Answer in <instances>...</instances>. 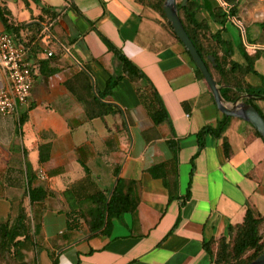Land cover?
Here are the masks:
<instances>
[{
    "label": "crops",
    "instance_id": "obj_1",
    "mask_svg": "<svg viewBox=\"0 0 264 264\" xmlns=\"http://www.w3.org/2000/svg\"><path fill=\"white\" fill-rule=\"evenodd\" d=\"M1 2L14 24L44 25L36 36L31 28L20 30L21 43L35 38L27 52L34 80L28 102L17 116L0 115V222L14 217L23 193L17 164L9 163L14 154L24 173L28 169L31 186L50 192L33 207L40 222L37 264H216V241L229 225L241 223L248 207L264 217V143L251 124L230 117L222 138L206 137L192 169L196 133L215 127L224 114L183 44L145 1ZM197 18L211 34L222 28L205 9ZM253 26L239 4L238 19L226 22L221 37L231 43L236 63L257 55L255 73L245 81L258 88L264 87V42L255 41L254 31L255 43H247L245 27ZM100 35L144 72L169 122L153 124L141 98L145 91L154 99L145 79L123 78L101 100L119 113L94 103L92 93L103 91L120 71ZM248 45L256 51L248 52ZM45 50L53 57L43 58ZM254 104L264 117V99ZM88 108L103 115L89 118ZM169 140L178 142L175 159ZM116 167L121 178L137 183L136 210L114 218L108 235L92 233L89 220L98 212L93 195L109 198ZM70 218L78 219L73 228ZM211 241L207 250L204 244Z\"/></svg>",
    "mask_w": 264,
    "mask_h": 264
},
{
    "label": "trees",
    "instance_id": "obj_2",
    "mask_svg": "<svg viewBox=\"0 0 264 264\" xmlns=\"http://www.w3.org/2000/svg\"><path fill=\"white\" fill-rule=\"evenodd\" d=\"M143 1L158 12L167 23L163 11V0ZM222 2L224 5L217 0H203L201 3L195 0H188L185 6H180V2H178V15L185 31L205 62L210 74L220 86V94L224 101L233 102L240 95L253 96V99L247 97L242 100L252 104L262 115L261 111L254 104V100L259 98L264 99V87H253L245 81V76L248 73H255L253 63L257 55L253 58L245 55V64H238L231 58L233 53L231 43L221 37V32L226 22L232 18L238 19L239 0H222ZM200 9H205L211 19L221 25V30L214 34L209 33L207 22L205 20H198L197 18ZM50 20L48 23L51 22ZM0 21L6 33L12 35L14 40L22 42L20 30L26 27L31 28L36 36L41 30L40 24L43 20L35 23L33 22L29 25L25 22L14 24L10 19V11L5 5H2L0 0ZM167 25L173 32L170 25L168 23ZM261 27L264 28V24H261ZM100 36L108 50L112 52L120 62V71L118 75L110 76L103 91L96 90V95L92 93L94 103L99 107L108 108L112 114L119 113L116 107L106 105L102 103L101 100L111 93L115 89L117 83L123 78L131 81L145 79L148 82V91L154 99L148 100L144 94H141V98L153 124L159 125L165 121L169 122V117L163 103L144 72L134 65L108 39L102 35ZM245 37L247 43H255L254 41L248 40L246 34ZM34 39L35 38L27 40V42L24 43L25 46L27 48L31 46ZM184 50L188 53L185 47ZM208 56L214 57V61L211 62ZM196 76L203 80V76L197 67ZM97 115L102 116L103 113L96 114L91 112L88 108L87 116L89 118ZM229 119L230 117L224 116L215 127L205 126L196 133L197 151L191 160L192 169L194 166L193 160L203 149L206 137L222 138V132L224 128L228 126ZM167 144L175 159L179 148L178 142L169 140ZM222 146L225 156H228L229 145L226 140H223ZM15 156L14 154L9 163L17 164L15 171L17 177H19L22 182L23 193L14 217L0 222V254L5 253V256H7L9 253L13 256V259L17 261H22L25 254H30L32 264H37L35 248L37 245L36 235L39 231L40 222L33 212V207L35 205H43L44 200L50 195V192L31 186L32 178L28 173V169H26V173H24L21 158ZM154 169L155 167L151 168L150 173H153ZM86 172H88L87 169ZM192 172L193 170H191L190 177L192 176ZM118 173L119 169L116 167L114 172L116 184L109 198L102 192H97L93 195L98 212L89 220L90 232L92 233L108 235L114 218H119L125 213H134L136 210L138 198L135 187L137 183L121 178ZM188 198L189 191H187L181 204H184ZM25 199L28 200V205L24 204ZM77 223L78 219L70 218L68 221V228L75 227ZM176 225L177 224L174 225L173 229ZM262 225H264V217L258 216L253 209L248 207L242 222L236 225H229L227 228V235L222 236L216 241L215 263L247 264L259 256L264 251V241L260 230ZM212 243L213 241L205 243L204 247L209 250Z\"/></svg>",
    "mask_w": 264,
    "mask_h": 264
},
{
    "label": "built area",
    "instance_id": "obj_3",
    "mask_svg": "<svg viewBox=\"0 0 264 264\" xmlns=\"http://www.w3.org/2000/svg\"><path fill=\"white\" fill-rule=\"evenodd\" d=\"M41 30L44 26L40 25ZM248 52L254 53L255 46L248 45ZM28 48L14 40L12 35L0 32V115L17 116L19 108L28 102L33 86L32 66L27 61ZM45 50L43 58L53 57Z\"/></svg>",
    "mask_w": 264,
    "mask_h": 264
},
{
    "label": "water",
    "instance_id": "obj_4",
    "mask_svg": "<svg viewBox=\"0 0 264 264\" xmlns=\"http://www.w3.org/2000/svg\"><path fill=\"white\" fill-rule=\"evenodd\" d=\"M188 0H182L180 6H185ZM163 11L167 23L173 30V33L177 39L183 44L188 51L191 59L196 65L197 69L203 76L213 98L216 103L218 110L226 117H236L244 120L251 124L253 128L258 132L260 137L264 141V117L257 111V109L249 103L244 102L243 98H254L253 96L240 95L233 102H226L220 94V86L217 84L215 79L210 74L205 62L198 53L193 42L189 38L187 32L178 15V2L177 0H163ZM208 59L213 62L214 57L208 56ZM247 264H264V251L257 256L254 260Z\"/></svg>",
    "mask_w": 264,
    "mask_h": 264
},
{
    "label": "rangeland",
    "instance_id": "obj_5",
    "mask_svg": "<svg viewBox=\"0 0 264 264\" xmlns=\"http://www.w3.org/2000/svg\"><path fill=\"white\" fill-rule=\"evenodd\" d=\"M181 1L182 0H177V2ZM239 4H241V10L245 18H248L254 25V28L245 27V34L248 37V40L251 41V38L255 36L254 31H257L259 33V37L255 41L264 42V28L261 27V24H264V0H239ZM242 39L244 41L243 37ZM144 92L145 91H143V94ZM262 236L264 241V227H262ZM0 264H32V259L30 254H25L22 261H17L13 259L11 254L8 253L7 256H5V253H1Z\"/></svg>",
    "mask_w": 264,
    "mask_h": 264
}]
</instances>
